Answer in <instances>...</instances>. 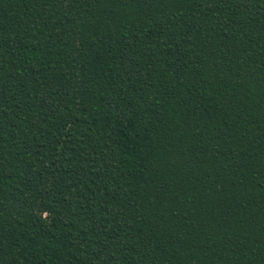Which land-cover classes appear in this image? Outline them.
Wrapping results in <instances>:
<instances>
[{"label":"trees","instance_id":"obj_1","mask_svg":"<svg viewBox=\"0 0 264 264\" xmlns=\"http://www.w3.org/2000/svg\"><path fill=\"white\" fill-rule=\"evenodd\" d=\"M0 264H264V0H0Z\"/></svg>","mask_w":264,"mask_h":264}]
</instances>
